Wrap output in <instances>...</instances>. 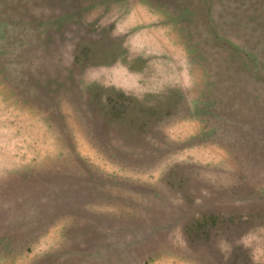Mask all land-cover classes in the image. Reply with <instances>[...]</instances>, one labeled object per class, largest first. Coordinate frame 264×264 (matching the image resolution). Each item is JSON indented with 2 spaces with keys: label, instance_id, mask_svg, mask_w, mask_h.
Returning a JSON list of instances; mask_svg holds the SVG:
<instances>
[{
  "label": "rangeland",
  "instance_id": "rangeland-1",
  "mask_svg": "<svg viewBox=\"0 0 264 264\" xmlns=\"http://www.w3.org/2000/svg\"><path fill=\"white\" fill-rule=\"evenodd\" d=\"M0 264H264V0H0Z\"/></svg>",
  "mask_w": 264,
  "mask_h": 264
},
{
  "label": "trees",
  "instance_id": "trees-1",
  "mask_svg": "<svg viewBox=\"0 0 264 264\" xmlns=\"http://www.w3.org/2000/svg\"><path fill=\"white\" fill-rule=\"evenodd\" d=\"M122 111H124V110H122ZM117 113H119V112H117ZM122 113V112H121ZM119 115V114H118Z\"/></svg>",
  "mask_w": 264,
  "mask_h": 264
}]
</instances>
